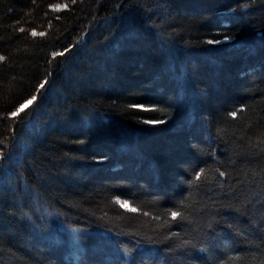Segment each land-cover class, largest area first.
<instances>
[{
    "label": "trees",
    "instance_id": "trees-1",
    "mask_svg": "<svg viewBox=\"0 0 264 264\" xmlns=\"http://www.w3.org/2000/svg\"><path fill=\"white\" fill-rule=\"evenodd\" d=\"M0 57V264H264V0H0Z\"/></svg>",
    "mask_w": 264,
    "mask_h": 264
},
{
    "label": "snow or ice",
    "instance_id": "snow-or-ice-1",
    "mask_svg": "<svg viewBox=\"0 0 264 264\" xmlns=\"http://www.w3.org/2000/svg\"><path fill=\"white\" fill-rule=\"evenodd\" d=\"M32 35L35 36V35H36V32H33ZM41 35H42V33H41ZM0 59H3V57H0ZM41 87H43V85H41ZM27 103H28V104H31L32 101L29 100ZM22 109H23V105L21 106V110H22ZM13 115H16V113H13ZM222 174H223V173H221V175H222ZM121 206H122V207H128L127 204H122ZM129 210H130V211H133V212L136 211L135 208H130ZM171 215H172V218L175 219V218L178 216V213H177V212H172Z\"/></svg>",
    "mask_w": 264,
    "mask_h": 264
},
{
    "label": "rangeland",
    "instance_id": "rangeland-1",
    "mask_svg": "<svg viewBox=\"0 0 264 264\" xmlns=\"http://www.w3.org/2000/svg\"><path fill=\"white\" fill-rule=\"evenodd\" d=\"M27 105H28V104L24 105L23 108L26 107Z\"/></svg>",
    "mask_w": 264,
    "mask_h": 264
}]
</instances>
